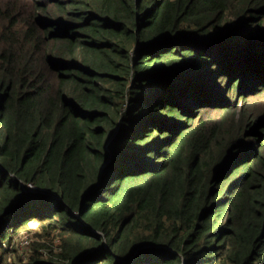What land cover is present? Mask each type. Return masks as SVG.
Listing matches in <instances>:
<instances>
[{"label": "trees", "instance_id": "trees-1", "mask_svg": "<svg viewBox=\"0 0 264 264\" xmlns=\"http://www.w3.org/2000/svg\"><path fill=\"white\" fill-rule=\"evenodd\" d=\"M33 223L23 264H264V0H0V264Z\"/></svg>", "mask_w": 264, "mask_h": 264}, {"label": "rangeland", "instance_id": "rangeland-1", "mask_svg": "<svg viewBox=\"0 0 264 264\" xmlns=\"http://www.w3.org/2000/svg\"><path fill=\"white\" fill-rule=\"evenodd\" d=\"M33 229L30 231H24L19 237L18 240H21L24 236H29L30 240L26 246H23V248H18L15 254L11 255L10 260L12 261V264H23L24 261H27L29 259V256L32 252V247L35 246V243H41L46 242L47 240L50 241V239H47L46 237H42V229L36 225L32 224ZM59 239L58 237H54V246L59 245ZM56 249H58L56 247Z\"/></svg>", "mask_w": 264, "mask_h": 264}, {"label": "built area", "instance_id": "built-area-1", "mask_svg": "<svg viewBox=\"0 0 264 264\" xmlns=\"http://www.w3.org/2000/svg\"><path fill=\"white\" fill-rule=\"evenodd\" d=\"M29 186V189L34 191L36 190L35 186L32 183L27 184ZM30 238L29 236L22 237L21 240L18 242V248H23V246H26L29 242ZM6 264H12V261L9 259V261Z\"/></svg>", "mask_w": 264, "mask_h": 264}]
</instances>
